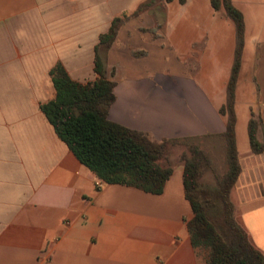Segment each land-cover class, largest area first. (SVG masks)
Wrapping results in <instances>:
<instances>
[{
  "label": "crops",
  "instance_id": "0c3cea01",
  "mask_svg": "<svg viewBox=\"0 0 264 264\" xmlns=\"http://www.w3.org/2000/svg\"><path fill=\"white\" fill-rule=\"evenodd\" d=\"M124 1L0 0V264H206V252L193 247L187 229L193 212L184 194L182 162L171 164L173 174L160 195L104 184L57 136L41 111V105L55 96L51 70L56 65L64 66L77 82L96 79V45L119 16L120 6L115 4ZM233 4L243 12L246 27L236 98L242 171L234 190L241 196L239 206L248 205L241 224L264 253V154H254L250 143L247 148L240 144L237 110L244 88L250 96L247 115L243 114L246 134L249 120L260 119L257 137L263 142L264 25L257 26L256 18L264 16V10L248 20L234 0ZM197 11L203 18L202 8ZM208 16L216 20L215 46L220 52L227 42L223 33L231 37L223 88L209 96L193 77L147 71L142 61L158 46L129 33L145 43L141 46L121 31L117 44L103 54L108 67L115 69L114 76L109 71L117 84L112 121L157 142L224 133L225 119L218 110L226 102L236 34L233 22L220 12L213 9ZM214 26L204 29L203 37L213 33L215 38ZM253 31L259 37L250 42ZM192 55L190 60L197 61ZM221 60L220 54L216 62ZM166 84L170 93L163 88Z\"/></svg>",
  "mask_w": 264,
  "mask_h": 264
},
{
  "label": "trees",
  "instance_id": "16d2710c",
  "mask_svg": "<svg viewBox=\"0 0 264 264\" xmlns=\"http://www.w3.org/2000/svg\"><path fill=\"white\" fill-rule=\"evenodd\" d=\"M163 1L171 3L173 0H146L138 11ZM210 3L215 11H222L233 22L236 34L226 102L218 110L225 119V131L220 134L226 145L227 169L224 173L213 165L211 156L200 147L197 137L157 142L149 134L109 118L117 99V84L109 78V67L103 54L116 44L119 32L127 22L126 15L114 18L109 30L99 38L95 48L96 79L77 82L64 66L56 65L51 70L55 96L41 105V111L78 160L107 185L162 194L173 174L172 166L163 165V161L172 145L182 143L186 148L181 156L184 194L193 212L187 229L193 247L206 252V264H264V253L254 246L247 230L236 219L234 204L229 199L242 171L236 139V98L246 41L245 19L233 0H210ZM111 74L114 76V71ZM261 126L260 119L249 120V143L256 155L264 154V139L260 142L257 137ZM205 170H211L215 175L216 195L201 189L200 180ZM211 194L215 196L214 202L223 199L225 211L220 220L209 214V205L213 202L210 203L207 195Z\"/></svg>",
  "mask_w": 264,
  "mask_h": 264
},
{
  "label": "rangeland",
  "instance_id": "374dc122",
  "mask_svg": "<svg viewBox=\"0 0 264 264\" xmlns=\"http://www.w3.org/2000/svg\"><path fill=\"white\" fill-rule=\"evenodd\" d=\"M174 3H167L165 1L148 6L142 10L138 9L143 5L146 0H127L124 1V4H115L116 7L120 6L119 16H127V22L122 26L120 32L122 31L123 35L128 39L136 38L134 35L129 33H138L141 35L146 44H152L158 46V49L153 51L151 56L147 59H143L142 67L147 69V71L161 72L160 76H189L193 77L201 86L204 87L205 91L209 96H213L216 92L223 88L227 77V68L225 67L227 57L231 51L228 49L229 35L227 32L223 33L222 38L226 37V47L220 52L215 46L219 38V33L216 32L217 26H214L215 19H210L207 17V11H212V6L210 5L209 0H173ZM189 1L187 6L185 4ZM234 2L240 6L242 10L247 15V19H254V15L260 16V10H264V0H234ZM114 5V4H113ZM121 6H126L124 11L121 10ZM206 6V7H205ZM114 7V6H113ZM202 8L204 17L202 18V12H198ZM196 9V11H195ZM138 11V12H137ZM222 15L225 14L222 11H218ZM226 17V16H225ZM113 18V19H114ZM259 24L257 26L264 25V16L258 18ZM230 21V19H229ZM232 23V22H231ZM211 26L215 27V32L217 35L212 36L205 35L204 29H209ZM255 29V27H253ZM128 33V35H127ZM233 34V33H232ZM259 37L255 32L248 34V40L251 42L252 38ZM140 38V37H139ZM253 40V41H254ZM231 41V40H230ZM145 43L139 41L137 44L144 46ZM194 43V46L191 49V45ZM117 44V42H116ZM121 45V42H119ZM128 43L124 42L122 47H126ZM134 44V42H133ZM133 51H140V47H129ZM144 49V48H142ZM188 50L192 51L189 52ZM144 51V50H143ZM190 53V54H189ZM195 54L198 56L197 61H191L189 55L193 56ZM221 54L222 60L218 64L216 62L217 58ZM203 56L206 60L202 61ZM172 57H177L178 61L173 60ZM179 57V58H178ZM189 59V60H188ZM252 56L248 59V64L246 66L247 72L250 68V60ZM177 63V64H176ZM113 67H109L110 73L113 72ZM145 71V70H144ZM115 72V69H114ZM143 72V71H142ZM168 88L170 93L169 84L163 85V88ZM240 87V86H239ZM177 89L175 88V91ZM249 90H251L249 88ZM216 91V92H214ZM239 91V90H238ZM214 92V93H213ZM213 101L215 99L212 97ZM250 96L248 90L241 89L240 94H238V116H239V139L240 144H243L248 147L249 137L246 134V119L244 115H247L245 104L249 101ZM179 104V102H177ZM216 104V103H215ZM172 106H167V111L171 112ZM178 108V107H177ZM244 114V115H243ZM246 134V135H243ZM197 142L200 144V147L203 151L209 153L212 158L213 165L218 168L221 173H224L227 169L226 164V145L225 140L220 135L217 136H208V137H197ZM244 141V142H243ZM246 141V142H245ZM243 151V147L241 146ZM186 152L185 146L181 143L178 145H172L167 154V158L163 161V165H170L175 163V160L181 162L182 154ZM201 189L205 191L212 192L213 194L218 190V184L215 179V175L211 170H205L201 177ZM234 190V188H233ZM231 190L229 199L234 204L235 216L236 219L242 223L241 213L244 212L245 208L239 206L241 196L237 190ZM209 214L211 217L220 220L223 218V211H225V205L223 204V199L216 200L214 202L215 196H209ZM234 199V200H233ZM235 201V202H234ZM238 205V208L236 205Z\"/></svg>",
  "mask_w": 264,
  "mask_h": 264
}]
</instances>
